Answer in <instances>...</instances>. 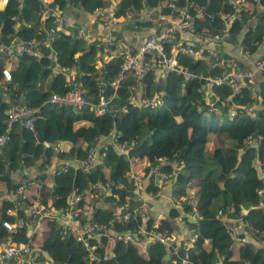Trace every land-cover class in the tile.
<instances>
[{
	"label": "trees",
	"instance_id": "1",
	"mask_svg": "<svg viewBox=\"0 0 264 264\" xmlns=\"http://www.w3.org/2000/svg\"><path fill=\"white\" fill-rule=\"evenodd\" d=\"M160 1L172 5L161 8L165 14L173 15L177 7L184 6L195 16L194 9L200 8V20H196L195 27L200 26L208 34L219 32L222 28L223 18L219 12L234 15L228 26L227 43L236 44L238 49L234 56H229L225 53V44H217L220 51L218 62L223 66L226 58L245 65L246 58L254 59L261 53L264 0H243L239 7L232 0H118L113 6V16L123 18L120 24L124 29L133 24L144 27L146 23L140 20L139 10L144 6L154 7ZM108 3L107 0H51L50 5L58 8L62 15L73 10V21L64 32L54 37L49 46L39 45L36 56L21 53L8 66L10 78L5 83L6 90H0V133L3 132L4 112L8 107L5 95L12 101L36 108L37 118L33 130L21 127L18 122L10 127L6 142L0 146V181L4 182L7 192L15 188L21 179L37 181L41 203L45 206L49 200L54 209L65 206L66 195L72 188L76 187L80 193L92 190L94 197L89 205L95 209L93 218L98 214L107 218L110 212L103 206L111 198L109 195L101 196V193L95 196L97 188L92 186L107 184V187L114 188L121 185L115 192L123 201L125 196L132 194L131 179L127 173L131 170L136 173L132 167L134 161L142 159L149 165L145 170L147 180L141 191L153 200L160 187L154 183L150 170L157 165L158 158H165L166 164L159 166L162 170L173 172L180 167L185 176L177 174L171 179L169 193L174 190V196L184 195L185 200L178 207L170 205L160 219L153 214L149 202V209L142 215L127 222H114L111 227L101 230L104 237L100 235L88 239L95 247L92 259L87 258L82 246L72 238L60 237L57 222L47 221L43 227L46 238L41 243L42 254L55 264H163L167 258H186L188 264H264V247H256L250 241L234 246L228 236L229 226L217 215L221 210L226 216L236 219L240 225L237 228L238 237L246 232L256 243L264 240V182L260 176V172L264 171V79L241 86L236 93L225 84L212 86L210 90L217 97L218 111L207 113L204 101L197 102L203 79L186 80L174 72L159 76L157 69L150 66V54L146 53L138 89L143 97L162 91L161 105L154 108L129 105L127 97L133 79L126 76L116 88L111 84L121 59L109 57L104 60L109 52L105 41L86 42L83 37L76 36L80 24L75 9L89 14L97 8L106 7ZM258 6L261 9L250 24V9ZM39 8L38 0H8L0 9V41H7L6 34L22 41L40 38L42 33L35 29ZM53 20L50 15L46 23L52 25ZM119 37L117 34L111 38L115 40ZM202 43L200 41V45ZM192 45L194 48L199 46L197 42ZM245 53L248 57L244 56ZM175 58L181 67L194 74L217 75L221 71L218 65L208 70L199 56L177 52ZM97 59L101 63L99 74L95 68ZM5 65L0 57V68ZM12 65L15 66L10 69ZM71 68L74 69L73 79L88 102L95 103L99 96L109 100L104 113L94 115L87 106L76 109L42 104L49 94L63 93L68 89L62 72ZM227 95L231 97L229 102L248 107V114H235L229 118L227 103L221 104ZM80 121L89 124L75 127L74 123ZM112 132L117 143L126 142L130 146L119 151L106 141L96 151L94 160L88 166L82 165L81 161L93 147L94 139ZM209 135H214L217 146L208 154L206 142ZM42 140L67 141L71 147L53 154L51 149L41 146ZM78 140L85 141L86 145H78ZM52 155L60 166H64V170L51 173L52 183L48 188L42 180ZM32 169L34 172L29 175ZM195 181V186H189ZM142 183L141 180L139 186ZM130 203L134 204V201L130 200ZM10 205L11 201L6 198L0 201V222L10 219L5 214ZM194 209L200 215L195 222L188 217ZM239 212L243 214L239 215ZM177 215L181 217L180 222L174 221ZM25 220L26 225L33 224L31 217H25ZM139 228L144 232L132 242L110 238L116 233ZM26 229L25 226L14 234L11 241L26 242L30 237ZM151 229L179 235L186 243L176 245L177 249L172 253L175 241L168 245L149 241L147 232ZM254 230L259 232L253 233ZM2 235L0 226V237ZM106 238L112 244L105 252L108 258L102 259Z\"/></svg>",
	"mask_w": 264,
	"mask_h": 264
},
{
	"label": "built area",
	"instance_id": "2",
	"mask_svg": "<svg viewBox=\"0 0 264 264\" xmlns=\"http://www.w3.org/2000/svg\"><path fill=\"white\" fill-rule=\"evenodd\" d=\"M7 1L8 0H0V9L7 4ZM38 1L40 3V8L38 10V19L35 29L38 33H42L41 37H33L28 41H22L16 36L6 34L4 37L7 41H0V57L3 58L6 63L5 66H1L0 68V90L2 91L6 90L5 83L10 78L8 66L15 62L18 55L27 53L36 56L39 45L49 46L55 36L66 30V18L61 16L56 8L50 5L51 0ZM164 2V6H172L168 2ZM232 2L237 7L243 4V0H232ZM156 7L154 6V8H156L154 10L153 6H144L139 10L140 20L145 22L146 26L142 27V36L136 47L133 46L130 41L122 42L112 38L105 40V46L109 48L108 57H119L121 59L115 78L111 83L112 87L116 88L126 76H130L133 79L127 97V103L129 105L138 104L148 108L161 105L162 91L155 92L151 97H143L142 94H140L141 91L138 89L141 69L146 61V53L150 54V66L157 69L159 76L174 72L186 80L194 78L203 79L204 84L202 86V91L199 93L197 102L200 104L201 100L204 101L207 113L218 111L216 105L217 97L210 90L212 86L225 84L230 90L236 93L241 86L253 84L256 79H264V53L257 55L251 65H240L237 60L232 58H226L224 60V66L222 63L218 62L220 59V51L217 44L227 43V38L229 37L228 26L230 21L234 18L233 14L219 12L218 14L223 18V26L219 32L208 34L204 29H200V26L199 28L195 27L196 20H200V8L194 9L196 15L192 16L191 13L187 12L184 6L177 7L173 15L162 12L161 8L163 6L157 5ZM93 14L102 28L105 29L111 27L116 23V20L120 18L113 16V8L111 6L97 8L93 11ZM50 15L54 18L52 25L46 23V19ZM132 26L138 28L135 24ZM137 31L139 32V30ZM76 36L83 37V29H78ZM200 41L206 42L200 45ZM193 42H197L199 46L194 48L192 45ZM166 47H169V50H166ZM177 52L185 53L193 57L199 56L204 61L208 70L218 65L221 71L217 75L207 76H202L200 73H191L177 63L175 58ZM244 56L248 57V54L245 53ZM100 67L101 63L95 64L98 74L100 72ZM54 68L57 69V66ZM62 74L64 75L65 73L62 72ZM65 81L67 82L68 89L63 93L49 94L48 97L43 100L42 104L51 103L76 109L87 106L94 115H100L107 110L108 99L99 96L95 103H90L84 98L82 90L73 78L65 77ZM136 94L139 96L138 98ZM230 98V95H227L221 101V104L227 103V116L229 118H232L235 114L246 116L249 111L248 107L229 102ZM4 101L8 104V107L4 112L5 119L3 121V132L0 133V146L6 142L10 127L14 122H18L23 128L33 130L34 121L37 118L36 108L27 106L23 102L12 101L8 95H5ZM108 136H110L108 142L119 151H123L130 146L126 142L117 143L115 141L116 136L113 132ZM100 137L104 139L106 136ZM54 143L55 142H48L46 140L40 142L43 148H49L53 151V154H55L56 152H60V150L56 148ZM104 145L105 141L101 144L97 143V148L93 145V147L88 150L84 160L81 161V164L88 166L92 159L95 158L96 151ZM162 159L165 160V158H160L159 163ZM179 164H181V161H179ZM159 166V164L152 166L150 170L154 182L156 181L157 184L159 182L170 181L177 174L181 175L182 171L180 167L172 172L162 170ZM63 167L64 166H60L59 164L55 170H64ZM9 174L12 175L13 171L10 170ZM260 176L262 182H264V171L260 172ZM42 181L44 182V179ZM140 181V175L131 174L132 194L125 196L123 201L115 192L122 187L121 185L114 188L108 187L111 200L107 201L103 208L109 210V216L104 218L98 214L93 218V211L89 207L91 199L94 197L92 190L80 193L77 191V188L74 187L66 195L65 206L54 209L50 205L44 206L38 194L32 196L28 195L27 190L31 187V184H37V187H39L37 181L21 179L15 188L7 192L6 199L11 201V205L7 207L5 214L10 217V219H3L0 222V226L3 230V235L0 237V264H55L47 258L46 255L42 254L40 250L41 246L37 247L34 242V237H32V235L38 233V228L42 226V223H47V221L50 220L57 222L60 226L61 238H72L82 246L83 250L86 252L87 258L92 259L95 257V247L90 244L89 238L100 235V237H104L105 234L101 233V230L111 227L114 222H127L136 216L142 215L149 209L151 197L143 194L141 191L142 186H139ZM97 186L101 185L95 184L92 188H96ZM104 186L107 187V184H104ZM130 200H133L134 204H131ZM184 200L185 198L183 195L177 198L173 197L172 205L178 207ZM242 214L243 212H239V215ZM217 215L225 222L232 219L226 216L221 210L218 211ZM25 217H31V219H33V224L29 227L30 233H28V236L30 237L26 242H11V237L14 234L18 233L25 226H28V224L26 225ZM188 217L191 221L195 222L200 218V215L194 209ZM180 220L181 217L179 215L174 217L175 222H180ZM239 227L240 225L237 224L232 227L229 226L228 228V236L231 242H234L233 244H235V242L239 244L243 242L239 240L237 235V228ZM143 232V229L139 228L132 232L123 231L116 233L110 238L113 237V239L132 242L136 240L138 234ZM257 232L259 231L254 230L253 233ZM147 234L149 236V241H159L166 245L170 244L175 238L176 242L175 245H173L172 253L176 251V245L179 243L185 245L186 243L185 240L178 239L173 234L159 233L153 229L147 232ZM192 239L193 237L191 240ZM101 258L107 259V253H104ZM166 261L173 262L171 264H188L186 258H181L180 260L167 258L163 264H166Z\"/></svg>",
	"mask_w": 264,
	"mask_h": 264
},
{
	"label": "crops",
	"instance_id": "3",
	"mask_svg": "<svg viewBox=\"0 0 264 264\" xmlns=\"http://www.w3.org/2000/svg\"><path fill=\"white\" fill-rule=\"evenodd\" d=\"M107 1L109 2L107 6H111L113 8V6L116 4V2L118 0H107ZM164 4H165V2L161 1L157 5L164 6ZM156 8L153 7L154 10ZM260 9H261L260 6H258L256 9H255V7L254 8L252 7L250 9L252 11L251 15H250V24H252L255 21L256 13L259 12ZM56 10L61 16H64L66 18L65 26L67 28L68 24L73 21V19L71 18V14H72L73 10H70V11L68 10V12L66 11L65 13H63V15L61 14V11L58 8H56ZM75 12L77 14L76 19H77L78 23L80 24V28L79 29H83V32H84L83 38H84V40L86 42H91V41H94V40L95 41H99V40L100 41H105L106 39L111 38V37H115L118 34V35H120V37L118 39H115V40L122 41V42L130 41L132 43V45L136 47L137 43L140 40V37L142 36V27L134 28L133 26H131L128 29L122 28V25L120 23L123 22V18H121V17L118 18L116 20V23H114L111 27L105 29V28H102L100 23L95 19V16H94L93 12L89 13V14L82 13L78 8L75 9ZM137 30H139V32ZM143 32H144V30H143ZM206 41H204V43ZM224 44H225L224 45V50H225V53L227 55L234 56L237 53L238 46L236 44H230V43H226V42ZM259 48L261 49V52L264 53V43H262ZM108 58L109 57H106V58L104 57V60L105 59L107 60ZM97 60L98 61L96 63H100V60L99 59H97ZM253 60L254 59H252V58H246L245 59V64L246 65H251ZM14 66L15 65L10 66V69L13 68ZM64 73H65L63 75L64 77L73 78L74 69L71 68L67 72H64ZM140 94H141V92H140ZM136 97L138 98L139 96L136 94ZM176 121H179V118H176ZM84 124H89V123H87L86 121H84V122L80 121V122L74 123V126L77 127V126L84 125ZM109 138H110V136H106L104 139H103V137H98V138L94 139V142H93L94 147L97 148V143L101 144L104 141L106 142V141L109 140ZM76 143L78 145H80V144L86 145V142L85 141L83 142L81 140H78ZM54 144H55L56 148L58 150H60V152L61 151H63V152L67 151L71 147V143H69L67 141H58V142H55ZM215 146H217V143H216L214 135H209L208 139H207V142H206V151H207V153L209 154ZM134 162L135 163L133 164L132 167H134L136 169V173H133V170H131V172H128L127 175H129L130 179H131V174L140 175L141 180L143 181V183H142L143 185H141V186H144L145 182L147 180V175H145V170L148 168L149 164L147 163V161L142 160V159H139V160L136 159ZM166 162H167L166 159L165 160L162 159V161L160 163H159V161H157V165L159 164L160 166H162V165L166 164ZM57 166H59L58 160L55 158V155H52L50 157V159H49L48 167H47V174H46V176L44 178V184L48 188L51 187V183H52L50 175L55 170V168ZM33 172H34L33 169L30 170L29 171V175H32ZM150 174H151V172H150ZM181 174H182L183 177H185L182 172H181ZM155 183H157V182L155 181ZM171 183L172 182L170 180V181H168L165 184L166 186H159L160 190L158 191V194L155 197V199H153V202H152V199H151L150 208L153 209V211H154L153 214L156 215V217L158 219L164 217V215L166 214L169 206L173 204L172 203L173 196H170L171 194L169 193V190L171 188ZM189 184H190L189 186H195L196 181L192 182V183H189ZM37 186H38L37 184H31V187L27 190V193H28L29 196L38 194V192H37L38 191V187ZM6 197H7L6 186H5L4 182L0 181V201L5 199ZM175 198H177V197H175ZM46 205H50V201L49 200H47ZM93 210H95V209L92 208V211ZM45 224H46L45 222L42 223V226L38 228L39 229L38 233H36L35 236H34V242L36 243L37 247L41 246V243L46 238V234H44V233L41 234V232L44 230L43 227H44ZM226 224L228 226H231V227L233 225H237L236 220L233 219V218L229 219L228 221H226ZM30 225L31 224H28V226H27V229H26L27 230L26 231L27 234L30 233V230H29ZM238 232H241V231L238 230ZM243 234H244L243 236H239L238 237L239 240L250 241L256 247H263L264 246V241L256 243V241L253 238H251V235L249 233L243 232ZM174 236L176 238H178V239H181L179 235H174ZM174 241L176 242L175 238H174ZM11 242H13V241H11ZM111 244H112V241L109 238H107L106 246H105L106 247L105 248V252H107L109 250ZM235 244H237L238 246H241L243 244V242L241 244L235 242ZM235 244H234V246H236ZM166 262H167L166 264L173 263L171 261H166Z\"/></svg>",
	"mask_w": 264,
	"mask_h": 264
},
{
	"label": "rangeland",
	"instance_id": "4",
	"mask_svg": "<svg viewBox=\"0 0 264 264\" xmlns=\"http://www.w3.org/2000/svg\"><path fill=\"white\" fill-rule=\"evenodd\" d=\"M261 53H263V52H261ZM259 55V54H258ZM127 149V148H126ZM125 149V150H126ZM159 159L160 158H158L157 159V161H159ZM94 159H92V161H93ZM157 164V163H156ZM168 181H165V182H159L158 184L157 183H155L156 185H159V186H166L165 184L167 183ZM140 185V184H139ZM97 188V191H96V193H95V196H96V194H100L101 193V196L103 195V196H105V195H109L110 194V192L108 191V187H105V186H97L96 187ZM101 191V192H100ZM139 191H140V189H139ZM142 193V192H141ZM176 194V192H174V190H172L171 191V195L173 196V197H176V196H174ZM152 202H153V200H152ZM90 208H91V206H89ZM154 207V206H153ZM45 231L43 230L42 232H41V234L42 233H44ZM168 234V233H167ZM104 250V249H103ZM104 253H105V250H104Z\"/></svg>",
	"mask_w": 264,
	"mask_h": 264
}]
</instances>
